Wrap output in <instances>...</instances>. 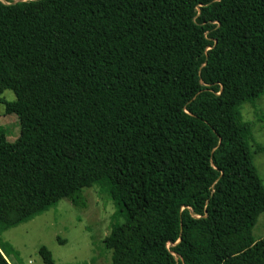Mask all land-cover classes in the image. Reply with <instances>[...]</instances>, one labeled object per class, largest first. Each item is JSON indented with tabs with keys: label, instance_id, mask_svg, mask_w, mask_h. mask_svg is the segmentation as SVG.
<instances>
[{
	"label": "trees",
	"instance_id": "1",
	"mask_svg": "<svg viewBox=\"0 0 264 264\" xmlns=\"http://www.w3.org/2000/svg\"><path fill=\"white\" fill-rule=\"evenodd\" d=\"M262 95L264 0H0V234L97 185L111 264H264Z\"/></svg>",
	"mask_w": 264,
	"mask_h": 264
},
{
	"label": "rangeland",
	"instance_id": "2",
	"mask_svg": "<svg viewBox=\"0 0 264 264\" xmlns=\"http://www.w3.org/2000/svg\"><path fill=\"white\" fill-rule=\"evenodd\" d=\"M2 96L7 101L14 99L10 90H5ZM239 112L242 120L249 123L252 159L264 185V95L241 103ZM0 126L9 141L18 138V117L6 114L1 103ZM257 143L263 146V151L254 153ZM83 194L84 208L61 199L32 219L4 230L0 244L10 264H47L38 252L42 245L50 252L51 264H111L110 252L101 241L109 232L115 207L106 191L97 185L85 188ZM251 234L254 239L264 236V211L258 214ZM172 245L167 243V248L171 250Z\"/></svg>",
	"mask_w": 264,
	"mask_h": 264
},
{
	"label": "water",
	"instance_id": "3",
	"mask_svg": "<svg viewBox=\"0 0 264 264\" xmlns=\"http://www.w3.org/2000/svg\"><path fill=\"white\" fill-rule=\"evenodd\" d=\"M15 1H18V0H15Z\"/></svg>",
	"mask_w": 264,
	"mask_h": 264
}]
</instances>
